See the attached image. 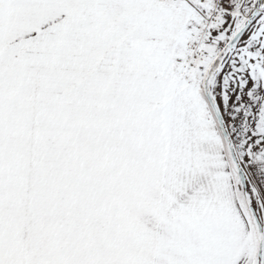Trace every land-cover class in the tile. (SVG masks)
<instances>
[{
	"label": "snow or ice",
	"instance_id": "6c2138e0",
	"mask_svg": "<svg viewBox=\"0 0 264 264\" xmlns=\"http://www.w3.org/2000/svg\"><path fill=\"white\" fill-rule=\"evenodd\" d=\"M0 264H264V0H0Z\"/></svg>",
	"mask_w": 264,
	"mask_h": 264
}]
</instances>
